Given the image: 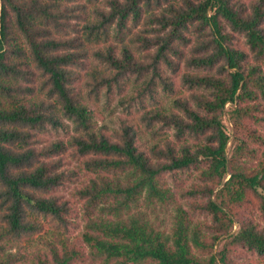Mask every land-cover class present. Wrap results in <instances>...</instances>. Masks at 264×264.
<instances>
[{
  "label": "trees",
  "instance_id": "16d2710c",
  "mask_svg": "<svg viewBox=\"0 0 264 264\" xmlns=\"http://www.w3.org/2000/svg\"><path fill=\"white\" fill-rule=\"evenodd\" d=\"M83 261L264 264V0H0V264Z\"/></svg>",
  "mask_w": 264,
  "mask_h": 264
},
{
  "label": "rangeland",
  "instance_id": "374dc122",
  "mask_svg": "<svg viewBox=\"0 0 264 264\" xmlns=\"http://www.w3.org/2000/svg\"><path fill=\"white\" fill-rule=\"evenodd\" d=\"M101 105H103L104 103V98L101 99L100 101ZM228 107V106H227ZM110 111H109V109ZM108 108L104 109V117L107 121L111 122L112 124H115L116 121L118 120L117 116L119 117L120 115H123L120 113V108H118V106L116 105V103H111ZM223 123L225 125V130L227 134H230V139L227 143V153L228 155L230 154V150L232 148L233 142H232V136H231V131H232V125L230 123V121L227 119V116H224V120ZM159 217L161 219V217L164 219V222L166 223V225H169L168 221V214L167 211H159ZM76 225H75V229L72 230L73 234H77L82 226L83 220L81 219L80 215L78 216L77 220H76ZM238 228L237 224H234L231 231L234 232L236 231ZM223 242V239L219 240V242L217 243L216 249L221 245V243ZM77 243L79 244L80 241L79 239L77 240ZM80 264H89L87 261H83Z\"/></svg>",
  "mask_w": 264,
  "mask_h": 264
}]
</instances>
